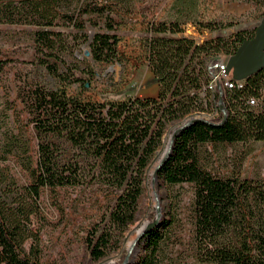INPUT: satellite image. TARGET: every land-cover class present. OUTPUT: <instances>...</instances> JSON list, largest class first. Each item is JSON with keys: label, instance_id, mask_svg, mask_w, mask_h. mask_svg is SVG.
<instances>
[{"label": "trees", "instance_id": "obj_1", "mask_svg": "<svg viewBox=\"0 0 264 264\" xmlns=\"http://www.w3.org/2000/svg\"><path fill=\"white\" fill-rule=\"evenodd\" d=\"M109 0H0V22L31 24L37 49L62 58L56 47L67 49L60 30H52L62 19L83 31L82 13L103 18L105 32H95L89 52L95 61L115 58L118 36L113 26ZM153 33H177V24L152 23ZM245 33V32H244ZM236 33L232 43L222 38L197 44L187 37L151 36L148 64L158 84L155 96L95 101L68 95L62 89L31 86L21 97L31 115L36 159L28 168L30 183L20 188L14 179L0 174V264H60L39 260L38 237L30 228L40 188L64 186L104 187L110 195L108 220L121 234L136 219L138 199L143 192L145 171L159 148L167 126L196 108L203 83H208L200 56L217 54L223 48L233 54L254 35ZM83 34V40H86ZM230 56V55H229ZM8 60H0V72ZM58 78L56 65L40 60ZM241 88L214 91L209 103L220 113L218 119L192 118L176 129L168 154L157 167L158 183L193 184V241L196 256L206 264H264V179L218 177L198 164L197 148L205 142H235L264 139V106L247 104L249 97L264 91V67L244 79ZM216 103V105H215ZM56 139L70 143L72 155L61 160L62 147ZM153 222V221H151ZM159 222L138 238L139 252L124 264H161L162 232ZM87 240L91 259L104 257L119 239L103 230ZM32 239L28 252L24 244ZM122 258L118 264H123Z\"/></svg>", "mask_w": 264, "mask_h": 264}, {"label": "rangeland", "instance_id": "obj_2", "mask_svg": "<svg viewBox=\"0 0 264 264\" xmlns=\"http://www.w3.org/2000/svg\"><path fill=\"white\" fill-rule=\"evenodd\" d=\"M108 6L113 10L112 32L119 38L115 58L110 62L95 61L89 52L88 43L93 34L106 31L103 18L92 13L79 16L83 31L62 19L50 27L60 30L67 42L65 51L56 47L62 61L45 55L46 49H37L34 31L39 27L0 22V60H8L0 72V174L8 179L12 177L19 188L30 183L28 168L34 166L36 159L37 140L31 115L21 99L31 86L62 89L68 95L95 101L155 95L158 84L147 58L151 36L187 37L197 44L220 37L232 43L238 31L245 32L246 36L254 35L264 17V0H109ZM161 22L177 24L180 31L153 33L152 23ZM229 55V51L221 48L217 54H202L199 60L203 69H207L217 57ZM40 60L55 64L62 77L53 76ZM217 84L220 88V82ZM198 93L203 107L167 126L145 171L136 219L121 234L108 220L110 195L107 196L104 187L40 188L30 228L38 237L41 262L118 264L127 255L136 257L140 250L138 238L148 223L167 221L169 225L159 224L163 237L161 264H206L197 258L193 241V184L158 183L154 175L155 168L168 154L167 150L162 157L165 139L169 143L176 129L192 118L220 117L214 106L206 105L212 95L206 96L202 88ZM53 140L63 149L61 160L68 161L72 155L70 143L64 139ZM27 156L31 163L28 168ZM197 159L199 166L214 176L264 179V139L205 142L198 145ZM94 227L98 228L94 238L106 230L119 239L117 246L98 260L91 259L87 247ZM31 241L28 238L24 244L26 252Z\"/></svg>", "mask_w": 264, "mask_h": 264}, {"label": "water", "instance_id": "obj_3", "mask_svg": "<svg viewBox=\"0 0 264 264\" xmlns=\"http://www.w3.org/2000/svg\"><path fill=\"white\" fill-rule=\"evenodd\" d=\"M261 67H264V17L256 27L254 36L244 40L228 57L225 70L231 78L240 80L245 79ZM156 169L157 167L154 170V175ZM156 222L148 223L145 230L155 225ZM128 257V255L125 257L123 264L128 260Z\"/></svg>", "mask_w": 264, "mask_h": 264}, {"label": "built area", "instance_id": "obj_4", "mask_svg": "<svg viewBox=\"0 0 264 264\" xmlns=\"http://www.w3.org/2000/svg\"><path fill=\"white\" fill-rule=\"evenodd\" d=\"M208 67H211V69L213 70V84L204 83V85L202 86V90L204 93H208V89H215V91H219L220 93V89H218V84L216 82L215 70H222V72H225L229 90L234 88H241L242 85L244 84L243 82L244 79H240V80L233 79L227 74L225 67H220V57H217L212 64L208 65ZM247 104L252 107H257L260 105L264 106V91L258 97L255 96L249 97L247 99ZM214 110L215 112H217L216 107H214Z\"/></svg>", "mask_w": 264, "mask_h": 264}, {"label": "bare ground", "instance_id": "obj_5", "mask_svg": "<svg viewBox=\"0 0 264 264\" xmlns=\"http://www.w3.org/2000/svg\"><path fill=\"white\" fill-rule=\"evenodd\" d=\"M228 57H220V67L226 66ZM207 69L209 76V80L207 84H213V70L211 69V67H208ZM215 77H216V82H220V87H222L224 90L228 88L227 77L225 72H222V70H215ZM208 90H210L212 93L215 91V89H208ZM168 147H169L168 140L165 139V144L162 148V157L167 153Z\"/></svg>", "mask_w": 264, "mask_h": 264}, {"label": "crops", "instance_id": "obj_6", "mask_svg": "<svg viewBox=\"0 0 264 264\" xmlns=\"http://www.w3.org/2000/svg\"><path fill=\"white\" fill-rule=\"evenodd\" d=\"M157 93V92H156ZM156 95V94H155ZM155 95H148V96H155Z\"/></svg>", "mask_w": 264, "mask_h": 264}]
</instances>
